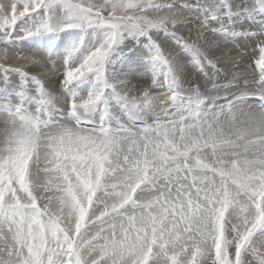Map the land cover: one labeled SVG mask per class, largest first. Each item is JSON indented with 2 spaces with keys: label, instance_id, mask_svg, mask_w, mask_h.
Returning <instances> with one entry per match:
<instances>
[{
  "label": "snow or ice",
  "instance_id": "obj_1",
  "mask_svg": "<svg viewBox=\"0 0 264 264\" xmlns=\"http://www.w3.org/2000/svg\"><path fill=\"white\" fill-rule=\"evenodd\" d=\"M0 45V264H264V0H9Z\"/></svg>",
  "mask_w": 264,
  "mask_h": 264
},
{
  "label": "rangeland",
  "instance_id": "obj_2",
  "mask_svg": "<svg viewBox=\"0 0 264 264\" xmlns=\"http://www.w3.org/2000/svg\"><path fill=\"white\" fill-rule=\"evenodd\" d=\"M7 2H9V0H0V4H4ZM234 2L235 3H245V2H250V0H234ZM261 19H262L261 17H257L255 22L245 23V28L250 29L251 31H258L259 22ZM178 34L184 36L190 41L195 39L196 37V32L190 31L187 28L182 29ZM203 36L208 37L209 40L213 42V44H216V43L220 44L221 48L224 49L225 51H227V48L233 47L231 43H227L226 41H224V39L221 36L213 35L210 32H204ZM200 43H203V38H201ZM226 43H227V48H225ZM239 43L246 44L247 47H246V55L241 61L242 68L236 69V71H245L251 77L252 75L256 74L258 71L255 65V60L258 59L260 55L259 49L257 47L258 40L257 39L248 40V41L241 40L239 41ZM2 47L3 46L0 45V49H2ZM17 51L18 50L16 49H9L7 59L4 58L3 52L0 51V65L11 66V67L22 66L23 61L17 59ZM216 55L219 56L220 52H216ZM220 66H222V64ZM25 70L29 71L32 74H36L40 71L38 68L32 67V66H29ZM193 71L195 74V70ZM2 75L3 73H0V76ZM12 79L16 81L18 80V77L13 76ZM133 83H135V81H133Z\"/></svg>",
  "mask_w": 264,
  "mask_h": 264
},
{
  "label": "bare ground",
  "instance_id": "obj_3",
  "mask_svg": "<svg viewBox=\"0 0 264 264\" xmlns=\"http://www.w3.org/2000/svg\"><path fill=\"white\" fill-rule=\"evenodd\" d=\"M248 28V27H247ZM253 29V28H252Z\"/></svg>",
  "mask_w": 264,
  "mask_h": 264
}]
</instances>
